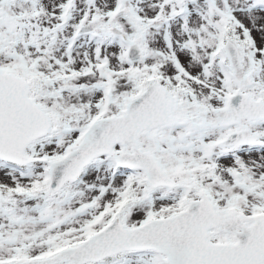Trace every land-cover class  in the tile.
<instances>
[{"label":"snow or ice","instance_id":"1","mask_svg":"<svg viewBox=\"0 0 264 264\" xmlns=\"http://www.w3.org/2000/svg\"><path fill=\"white\" fill-rule=\"evenodd\" d=\"M0 264H264V0H0Z\"/></svg>","mask_w":264,"mask_h":264}]
</instances>
